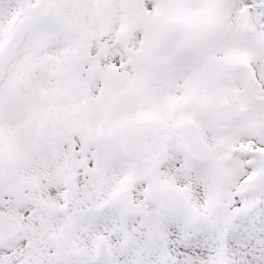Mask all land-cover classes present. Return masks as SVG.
<instances>
[{"label":"snow or ice","instance_id":"1","mask_svg":"<svg viewBox=\"0 0 264 264\" xmlns=\"http://www.w3.org/2000/svg\"><path fill=\"white\" fill-rule=\"evenodd\" d=\"M0 264H264V0H0Z\"/></svg>","mask_w":264,"mask_h":264}]
</instances>
